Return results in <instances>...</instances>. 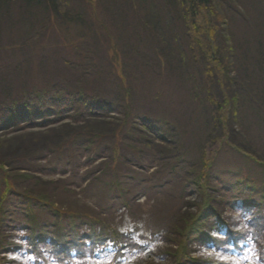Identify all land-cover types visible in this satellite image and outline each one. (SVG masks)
I'll return each mask as SVG.
<instances>
[{
	"label": "trees",
	"instance_id": "16d2710c",
	"mask_svg": "<svg viewBox=\"0 0 264 264\" xmlns=\"http://www.w3.org/2000/svg\"><path fill=\"white\" fill-rule=\"evenodd\" d=\"M162 73L201 105L198 153L138 101ZM234 105L253 111L249 125ZM203 245L214 253L196 256ZM247 253L264 264V0H0V264H241Z\"/></svg>",
	"mask_w": 264,
	"mask_h": 264
},
{
	"label": "rangeland",
	"instance_id": "374dc122",
	"mask_svg": "<svg viewBox=\"0 0 264 264\" xmlns=\"http://www.w3.org/2000/svg\"><path fill=\"white\" fill-rule=\"evenodd\" d=\"M201 15L205 18L206 17V10H203ZM67 31V30H66ZM64 31L63 35L59 34L61 39L63 38H71L72 35L74 34L75 27L70 28L67 32ZM193 34V33H192ZM107 35H108V40H109V50H108V57L109 61L111 63V70H113L117 76L119 77L118 82L124 87L126 85V80L124 76L120 75L121 74V61H120V54L118 53L116 43L114 40V36L111 35V32L107 30ZM68 37V38H67ZM202 49V47L200 46ZM200 49V51H201ZM203 51V50H202ZM201 53V52H200ZM113 72V75H114ZM167 72V71H166ZM119 74V75H118ZM234 75V74H232ZM156 78L158 79L157 82ZM104 80L102 81L103 88L106 89V87H109L108 81L112 80L110 77L103 78ZM217 79L223 80V77L217 76ZM155 82V83H154ZM153 83V84H149ZM101 85V86H102ZM189 85V84H188ZM222 87L224 88L223 84L220 83ZM212 89H214V85L210 86ZM102 88V87H101ZM225 92L227 93V89L224 88ZM154 91H157L156 94H153ZM153 98V99H152ZM232 97L228 92L227 98H226V107L232 103ZM138 101L142 104H148V112L151 113L154 116V119L162 125H165L167 127V131L169 133L175 134L178 133L177 135V143L181 145V148L183 150L191 151L192 153H198L201 150V143L204 138V135H206L204 126L202 127V124H198L195 122V119L201 118L199 115V109L200 104L199 102H196V100L192 97V94L190 92L189 87H187L186 84L181 83L178 80L174 79V76L170 73H162L161 77H155V79H150V81L144 82L141 86V91H140V96ZM233 105V104H232ZM232 105H231V111H232ZM236 106L237 110L239 109L238 116L240 120L244 121L249 125L250 120L253 118V111L248 110L243 111V108L241 107L238 108ZM239 106V105H238ZM243 111V112H242ZM235 116V114L233 115ZM232 117V113H231ZM236 117V116H235ZM193 118H195L193 120ZM238 118V119H239ZM60 121H57L55 123H50L47 126H36L34 128H27L26 131H36V130H43L46 131L48 127L51 126H56L59 124ZM139 123V122H137ZM252 124V123H251ZM80 125H82L80 123ZM84 125L87 128L94 129V131H99L101 130V125L96 124V120L93 119H88ZM137 125H140L137 124ZM254 125V124H252ZM35 136H38L37 134ZM155 143H160L158 140L155 141ZM173 143L170 142V144H162L160 143L161 146L163 147H169L172 148ZM154 145V144H153ZM183 145V146H182ZM171 146V147H170ZM151 171V170H150ZM150 173V172H149ZM47 178L53 180L56 179L57 176H48ZM175 189V188H174ZM173 189V190H174ZM38 192H44V190H37ZM51 191H45L44 194L47 196L50 195ZM58 199V198H57ZM76 196H62L61 200L57 203L61 207L64 208H74L77 210H86L90 209V212H96L98 213L97 215L102 218L103 220H113L118 222L119 217L121 216L120 211H112L111 213H99L96 202L94 201H84ZM188 200L191 202H198V196L197 194L192 193L190 196L187 197ZM153 201L149 198L145 197H140L136 200V204L134 205L135 208L138 209V211L142 210V212H147L151 208V204ZM219 212L221 213L222 216L226 218H232V215H236V213H231L229 209L225 207L218 208ZM231 214V215H230ZM120 223V222H119ZM120 225V224H119ZM122 228H124V225H121ZM160 242L158 245V249L161 251L167 250V246L163 243ZM175 247V246H173ZM170 250V248H168ZM196 256H202L205 257L208 254L214 253V251L209 248L206 245L200 246L198 248V252H195ZM251 257V258H250ZM139 259H143V257H138ZM249 259V260H248ZM252 259V256H250L249 253L245 254L244 256L237 257V260L241 264H250V260ZM171 260H162V261H151L149 264H171Z\"/></svg>",
	"mask_w": 264,
	"mask_h": 264
}]
</instances>
